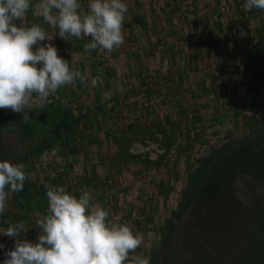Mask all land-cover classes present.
I'll use <instances>...</instances> for the list:
<instances>
[{
	"label": "rangeland",
	"instance_id": "1",
	"mask_svg": "<svg viewBox=\"0 0 264 264\" xmlns=\"http://www.w3.org/2000/svg\"><path fill=\"white\" fill-rule=\"evenodd\" d=\"M79 2L88 12L90 0ZM124 2L125 42L111 53H86L90 37L65 41L38 10L27 13L26 25L53 35L72 69L100 80L97 87L76 81L34 105L40 117L33 133L30 126L9 129L5 120L23 113L0 109V141L9 162L26 165L34 194L21 204L9 191L0 230L24 221L20 238L36 242L49 184L77 197L89 191L110 219L143 234L135 254L150 264H264L255 225L264 183L253 172L264 169V11L246 10V0ZM52 108L81 119L76 143L60 140L26 162L32 145L50 136L41 124ZM187 194L189 206L177 218ZM0 244L3 264L15 239L0 234Z\"/></svg>",
	"mask_w": 264,
	"mask_h": 264
},
{
	"label": "clouds",
	"instance_id": "2",
	"mask_svg": "<svg viewBox=\"0 0 264 264\" xmlns=\"http://www.w3.org/2000/svg\"><path fill=\"white\" fill-rule=\"evenodd\" d=\"M244 7L264 11V0H246ZM33 8L48 26L58 29L61 39L90 37L92 42L84 45L89 54L97 49L111 53L124 44L128 12L124 0H90L88 12L80 11L79 0H38L35 4L34 0H0V109L23 113L24 122L34 105L43 107L59 89L76 81L97 87L100 80L72 69L51 43L54 36L40 24L26 25L25 17ZM113 94L104 95L110 99ZM25 168L24 163L0 161V215L8 206L9 191H23L29 179ZM44 187L48 208L44 214L37 213L35 224L41 230L37 241L20 238L24 221L8 222L0 234L14 238L15 246L4 253L3 264H150V258L135 254L143 244V234L110 219V210L93 203L89 191L77 197L63 186Z\"/></svg>",
	"mask_w": 264,
	"mask_h": 264
},
{
	"label": "trees",
	"instance_id": "3",
	"mask_svg": "<svg viewBox=\"0 0 264 264\" xmlns=\"http://www.w3.org/2000/svg\"><path fill=\"white\" fill-rule=\"evenodd\" d=\"M53 106V105H51ZM46 110V109H45ZM45 118L50 119L49 121H43L46 124H41V126H44V128H48L50 132V136H48L49 138H41L40 141L38 142V144H33L31 149L29 151H27V154L25 156V161H29L32 162L33 160H35L36 157H40L43 153L48 152L53 150L56 145L57 142H59L61 140V143H70L71 142H75V139L77 137V133L79 131L80 125H81V119L77 118L75 116V114L68 109H59V108H52V110H48L46 113ZM38 111L37 110H30L29 116L30 119L27 122L23 121V115H19V118L15 119V120H11V118H9V120H5V124L9 129H13V127H17L18 129H21L23 127H33V129L31 128V132L34 131V126L39 123V120L35 121L34 118L36 117H40L38 116ZM15 123V124H13ZM36 127V126H35ZM42 131H47V130H42ZM33 133V132H32ZM262 159V158H261ZM247 160H249V158L247 157ZM253 172H255L257 175H255L254 177H257L259 180L261 179V181L264 183V169L263 170H254ZM249 173H247L248 175ZM249 177H252L253 175H248ZM194 190V187H193ZM191 193V192H190ZM16 194V200L21 203V204H30L32 199H33V192H32V188L28 185L24 186L23 191L15 193ZM193 195L187 194L186 198H185V203L182 204L183 206H181L180 209V213L179 214H175V216H177V218H179L186 209L189 206L188 204L191 201ZM187 200V202H186ZM260 215V216H259ZM257 216V220H255L256 222V227L257 229L261 230V232L263 233L264 236V212H262L261 214H256ZM264 248V246L262 247Z\"/></svg>",
	"mask_w": 264,
	"mask_h": 264
},
{
	"label": "flooded vegetation",
	"instance_id": "4",
	"mask_svg": "<svg viewBox=\"0 0 264 264\" xmlns=\"http://www.w3.org/2000/svg\"><path fill=\"white\" fill-rule=\"evenodd\" d=\"M4 144H2V142L0 141V161L3 160H8V154L6 153V149L7 148L5 145V147L3 146Z\"/></svg>",
	"mask_w": 264,
	"mask_h": 264
},
{
	"label": "built area",
	"instance_id": "5",
	"mask_svg": "<svg viewBox=\"0 0 264 264\" xmlns=\"http://www.w3.org/2000/svg\"><path fill=\"white\" fill-rule=\"evenodd\" d=\"M102 61H105L106 60V58H103V59H101ZM102 69V68H101ZM135 146H138L139 147V145H135ZM152 146H150L149 147V149L151 148ZM161 153H164V152H161ZM172 153H174V150L172 151ZM158 156H156V158H157ZM151 159H155V158H151Z\"/></svg>",
	"mask_w": 264,
	"mask_h": 264
}]
</instances>
